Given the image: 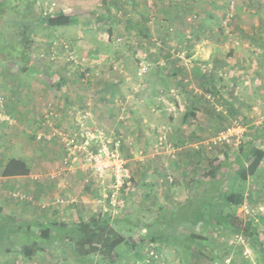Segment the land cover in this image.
I'll use <instances>...</instances> for the list:
<instances>
[{"label": "rangeland", "instance_id": "374dc122", "mask_svg": "<svg viewBox=\"0 0 264 264\" xmlns=\"http://www.w3.org/2000/svg\"><path fill=\"white\" fill-rule=\"evenodd\" d=\"M207 1L0 0V207L4 212L57 220L47 215L63 210L59 200L73 202L82 192L89 195L84 186L89 182L97 189V175L85 166L84 151L71 155L67 142L98 129L109 138L121 139L120 154L131 174L121 189L122 209L114 214L107 211L112 217L127 216V221L111 226L124 237L114 251V264H186L188 249L178 238L192 232L213 248L218 258L211 264H264V171L260 174L264 157L253 176L246 175L245 200L237 209L253 221L260 243L230 227L202 223L156 225L159 232L173 235L169 243L152 241L149 234L148 224L170 216L198 193L201 177L213 171L211 163L227 173L223 186L228 189L238 167L232 159L242 156L245 141L261 136L258 147L264 148V72L229 74L222 67L224 49L240 46L234 36L223 37L232 30L236 36L241 32L235 11L244 0H214L215 7ZM260 9L254 5L249 11L256 15ZM62 11L78 22L58 27H37L32 22ZM23 25L27 34L37 31L27 53L32 64L10 59L5 47L1 49L18 41ZM143 64L146 71L141 70ZM159 65L167 66L163 74H170L171 82L182 83L175 91L189 95L167 101L169 93L165 95L160 87L164 94L160 100L145 102L142 95L134 101L126 96L116 111L114 92L108 90L111 93L104 100L106 94L97 89L107 79L120 80L123 95L142 90L140 85L149 77L160 76ZM174 65L180 67L177 74L171 72ZM240 76L250 86L239 95ZM224 87L230 93L224 94ZM232 123L246 129L239 146L217 139L219 131ZM135 156L150 158L152 165L140 167V159H129ZM13 158L22 163L5 175ZM106 182H112L111 175ZM66 186L73 194L61 193ZM99 197L105 204L103 195ZM226 214L230 217L231 209L226 208ZM94 241L85 240L80 250L93 251ZM61 252L51 249L33 257L17 250L0 252V264H76L73 258L60 261ZM92 256L97 263L110 264L98 251Z\"/></svg>", "mask_w": 264, "mask_h": 264}, {"label": "trees", "instance_id": "16d2710c", "mask_svg": "<svg viewBox=\"0 0 264 264\" xmlns=\"http://www.w3.org/2000/svg\"><path fill=\"white\" fill-rule=\"evenodd\" d=\"M6 4V3H5ZM147 4V3H146ZM186 12V11H184ZM32 22L37 27L49 26H67L76 24L78 19L75 16L59 12L57 14L41 15ZM25 25V24H24ZM21 27L19 30L20 38L17 42L6 44L1 49L7 50L10 59H20L26 63L32 64L27 55L28 49L33 44L37 31L27 34ZM147 35V34H146ZM263 137V136H262ZM258 139L249 137L245 141V147L241 148L242 156H235L233 163L238 164L237 170L233 173L228 184V189L224 185V170L216 168L211 163L213 171L210 174L205 173L201 178L198 193L187 203L170 214L156 218L148 224L149 234L152 241L161 240L169 243L173 240L172 234H163L159 232L161 228L156 225L174 226L182 222H188L194 225L207 224L214 227H230L236 233H242L252 237L257 243L259 235L253 230V221L244 218L243 212H237L238 207L244 203L247 192L246 175L254 174L264 157V148L258 147ZM229 157V154H226ZM231 157L228 158L230 160ZM22 163L15 158L11 159L5 170V175H11L13 167ZM224 165H227L223 162ZM23 165V164H22ZM227 174V173H226ZM208 177L206 185L203 184L205 177ZM226 208L231 209L230 217L226 214ZM105 211L97 213L89 220H79L75 222H61L48 218H36L27 215H16L4 212L0 207V252L1 254L17 250L24 257H33L36 252H49L51 249H60L62 252L57 256L60 261L67 262L73 258L76 264H101L95 261L92 254L95 251L104 256L110 264L116 262L115 250L117 244L124 240V237L111 226L114 223L127 221V216L121 214L113 216ZM97 238H100L99 241ZM88 239L95 240V249L84 253L80 250L81 243ZM188 249V260L186 264H211L218 257L214 254L212 247L205 245L189 233L184 238H178ZM92 247V248H93ZM55 258V256H53Z\"/></svg>", "mask_w": 264, "mask_h": 264}, {"label": "crops", "instance_id": "0c3cea01", "mask_svg": "<svg viewBox=\"0 0 264 264\" xmlns=\"http://www.w3.org/2000/svg\"><path fill=\"white\" fill-rule=\"evenodd\" d=\"M209 2L211 3V5L215 7L214 0H208L207 3ZM252 2L253 3H251L250 0H246V1L244 0V1L237 3L238 7L236 8L235 14L239 13L238 14L239 16L237 15L236 18L238 19V23H239L238 27L241 29V32H239L237 34L238 36H236V34L234 35V33L232 32L233 31L232 30L229 34L225 33L223 37V39L228 40L232 36H234L235 38L239 40L236 42L240 44V46L235 47V49H231V48L224 49L223 57H222L223 58L222 67H223L224 72L228 71L229 74L231 72H235L236 70L238 72H245V71L264 72V0H255ZM254 5H256V7L257 6L262 7V9L257 10L255 12L256 15L251 14L249 11L251 7ZM245 10L248 16L243 15L245 14L244 13ZM252 15L255 17L254 19ZM246 24H248V28ZM249 38L250 40L253 39V41H251L253 42V44L251 45H250L251 42L248 43L246 41ZM179 70H180V67L178 65H174L172 67L171 72L173 74H175L176 72L177 74ZM157 71L159 72V75H160L159 77L157 76H153L151 78L149 77L145 82H143L142 85H140L142 90H139V91L136 90L133 93H130V90H129V95H123L122 93H120L119 91V88L121 86L120 80L113 82L111 80L103 79V81L100 84V87H97V89L106 94V96L104 95V100L108 98L111 92H114V97L116 98V101L118 102V106L115 107L116 111L117 109H119V104H120L119 102L121 101V103H123L126 96H127V99H130V97H132L134 101L137 98H140L142 95L144 97L145 102H150L154 98L156 99L158 98V100H160L159 97H162V98L164 97L163 96L164 94H160L161 91L163 90L162 88H165V95L169 93L168 97L171 99V100H168L169 98H165V100L175 102V97H177L178 94H182V95L184 93L187 94L186 92L183 93L182 91L181 92L175 91L177 87H179V85L181 86L182 83L180 84V81L171 82L173 80L168 79V76L170 74L168 76H166V74H163V72L167 73L168 71L167 66L159 65V68H157ZM238 75L240 74L238 73ZM252 75L254 74L252 73ZM201 78H204V77H201ZM243 78L244 76H240V79H238L239 87L236 90V94L240 95L241 93H243L244 89H248L249 88L248 86H250L248 85V81L246 82L247 83L246 85L244 84V82H242ZM157 88H160V90L158 89L157 91L156 90ZM108 90H111V92H109ZM126 90L128 91V88ZM228 90H230V86L228 87ZM228 90L224 87L223 93L225 94L226 92H228ZM126 106L128 109H132V110L134 109L132 107L133 106L132 103H128ZM143 139H146V138L143 137ZM129 159H140L138 160L139 165L140 167H143V168L146 166L152 165L151 159L146 158V156H142V157L135 156L134 158H129ZM262 171H264V167L260 168V174H262ZM249 176H253V174H249ZM73 181L74 180H71V184H70L72 187L74 184V183L72 184ZM92 184L93 183L91 182H89L88 184H85L86 192H88L89 195L87 194L83 195V192H82V194L77 195L79 198L78 200H75L73 202L66 200L65 204L61 203V206H63V210L62 209H59V210L56 209V211L52 210L49 212L50 215H47V217L49 218L56 217L57 220L61 222H75L79 220L87 221L89 220V218L92 217V216L90 217V215L94 214L95 212H98V213H100L101 211L107 212L105 210V207H106L105 204L101 202L100 197H99L101 195L100 190H98L99 187L95 189ZM66 187H67V190L61 191V193H65L69 195V193L71 192L73 194V191L69 189V186H66ZM23 259L27 261V258H23Z\"/></svg>", "mask_w": 264, "mask_h": 264}, {"label": "built area", "instance_id": "2783aa9c", "mask_svg": "<svg viewBox=\"0 0 264 264\" xmlns=\"http://www.w3.org/2000/svg\"><path fill=\"white\" fill-rule=\"evenodd\" d=\"M148 66L142 65L141 70L146 71ZM246 129L237 123L225 126L219 131L218 141L239 146L245 136ZM98 143V145H94ZM71 155L77 151H84L85 166L97 175L100 194L105 199V210L111 213L121 210L119 197L125 180L131 179V174L125 167V161L120 154L121 139L109 138L98 129L86 130L80 133V138L73 136L67 142ZM76 158V157H75ZM111 175L112 182H106V176ZM130 181V180H129ZM85 186V184H84ZM65 203L64 200H59Z\"/></svg>", "mask_w": 264, "mask_h": 264}]
</instances>
